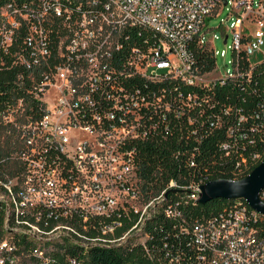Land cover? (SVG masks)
<instances>
[{"label": "built area", "instance_id": "built-area-1", "mask_svg": "<svg viewBox=\"0 0 264 264\" xmlns=\"http://www.w3.org/2000/svg\"><path fill=\"white\" fill-rule=\"evenodd\" d=\"M224 9L220 34L205 30ZM218 39L231 54L224 73ZM261 61L264 0L5 1L0 71L19 69L22 92L0 108L21 137L13 172L0 162V264H79L91 247H145L155 220L176 236L148 254L155 264H264V214L246 202L185 218L207 180L195 161L204 126L233 136L219 148L234 157L235 177L264 153V106L234 110L215 90L243 83ZM165 139L176 160L188 142L192 178L184 182L177 161V175L153 192L156 171L143 174L140 151Z\"/></svg>", "mask_w": 264, "mask_h": 264}, {"label": "trees", "instance_id": "trees-1", "mask_svg": "<svg viewBox=\"0 0 264 264\" xmlns=\"http://www.w3.org/2000/svg\"><path fill=\"white\" fill-rule=\"evenodd\" d=\"M5 1L9 0H0V5ZM197 57L205 63V68H209L213 62V57L206 48H201L197 53ZM18 73L19 69L15 67L0 71V108L4 107V104L11 98L21 95L22 91L16 85ZM215 90L217 91V96L227 104L232 105L234 110L242 108L244 111H248L258 105L264 106V61L254 64L250 75L243 83H238V79H234L224 85L215 86ZM13 130L12 125L0 120V162L3 161L4 165L1 163L2 168L10 173L13 172L12 168L15 167L17 162L12 156L18 150L21 140V137L15 134ZM231 139H233V136L226 134L224 127L219 125L204 126L200 130L199 141L197 142L199 152L195 155L196 170L200 177H207L206 182L216 178L240 179L263 159L264 153L260 161L249 167L242 175L235 177L233 175L234 157H224V153L219 148L221 144L231 141ZM248 143H244L245 147L247 149L252 148ZM182 145L183 148L181 150L183 152L178 160L175 157L176 146L170 139L145 143L141 148L140 165L143 169V174L147 176L151 170L156 171L152 177L149 174L153 192L159 190L168 179L177 175V161L182 163V168L185 171L184 182L188 183L190 178H192V166L185 165V157L189 154V151L184 147L188 145V142H184ZM238 145L239 143H237ZM237 201L244 200L214 198L204 204H199L197 201L189 202L185 207V218L207 217L221 209L232 206ZM2 220L3 213L0 210V226ZM151 223L155 224L156 228L150 236L144 238L146 241L145 247L135 242L133 245L118 248L91 247L79 259V264H155V260L150 259L148 254H152V252L153 254L162 253L163 241L168 240L169 243H174L176 236L171 222L164 224L155 220ZM67 248V250L76 249L73 247Z\"/></svg>", "mask_w": 264, "mask_h": 264}, {"label": "water", "instance_id": "water-1", "mask_svg": "<svg viewBox=\"0 0 264 264\" xmlns=\"http://www.w3.org/2000/svg\"><path fill=\"white\" fill-rule=\"evenodd\" d=\"M263 187L264 157L248 174L240 179L216 178L202 184L197 202L204 204L214 198L242 199L251 208L264 214V202L259 197ZM174 191L176 190H169L167 194Z\"/></svg>", "mask_w": 264, "mask_h": 264}, {"label": "rangeland", "instance_id": "rangeland-1", "mask_svg": "<svg viewBox=\"0 0 264 264\" xmlns=\"http://www.w3.org/2000/svg\"><path fill=\"white\" fill-rule=\"evenodd\" d=\"M226 17H227V10L224 9L217 16L206 21L205 30L210 29L209 32H215L216 34H220V29L218 28L220 24V20L225 19ZM230 41L231 40L229 39L228 42L230 43ZM213 45L215 50L218 51V53L221 52L222 50H226L225 57H222L218 54L216 58L217 69L221 70L220 73H224L226 69L231 68V65L228 63L231 59L230 50L223 44V41L221 39L214 41ZM251 58L254 61L260 60L262 58V53H255Z\"/></svg>", "mask_w": 264, "mask_h": 264}]
</instances>
